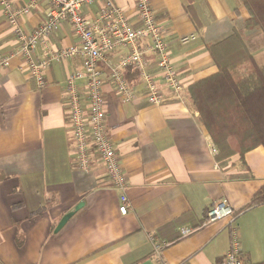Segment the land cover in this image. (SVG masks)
Instances as JSON below:
<instances>
[{"label":"crops","instance_id":"crops-1","mask_svg":"<svg viewBox=\"0 0 264 264\" xmlns=\"http://www.w3.org/2000/svg\"><path fill=\"white\" fill-rule=\"evenodd\" d=\"M30 1L11 0L17 9ZM114 1L138 27L135 0ZM104 3L83 6L81 17L95 21ZM150 3L184 90L177 96L166 87L154 57L146 54L147 70L166 100L150 103L143 79L129 66L122 72L135 98L124 101L109 78L108 62L100 61L106 131L127 176L125 215L119 211L121 191L104 166L95 161L86 172L77 165L65 81L82 69L83 57L53 63L45 71L47 85L39 88L24 68L15 28L0 4V54L12 55L10 65L0 67V264H222L235 227L242 264L264 262V203L243 210L264 185V147L243 159L239 154L219 159L187 94L188 86L218 71L207 44L221 42L235 29L244 30L249 51L264 67V32L246 29L250 13L242 0ZM50 8L49 0H38L20 16L19 26L33 31ZM78 43L72 24L64 22L48 47ZM141 44L144 49L148 40ZM128 52L119 46L107 59L116 63ZM47 53L39 45L35 57ZM217 201L233 214L210 221L208 210ZM183 228L193 231L184 236Z\"/></svg>","mask_w":264,"mask_h":264},{"label":"built area","instance_id":"built-area-1","mask_svg":"<svg viewBox=\"0 0 264 264\" xmlns=\"http://www.w3.org/2000/svg\"><path fill=\"white\" fill-rule=\"evenodd\" d=\"M37 1L31 0L28 5L17 9L11 0H0L4 14L13 24L20 43L17 52L25 59L24 68L33 75L39 88L47 85L45 71L53 63L76 56L83 57L82 69L73 71L65 81L77 165L86 172L91 170L95 161L104 166L112 186L121 191L119 211L125 215L130 209L126 193L127 176L122 169L115 145L106 131L107 111L100 61L108 62L109 78L124 101L135 98V91L129 86L122 72V69L131 66L139 72L145 83L148 101L161 105L166 100L165 93L147 70L146 54L154 57L160 79L166 87L177 96L184 90V83L170 58L164 29L155 19L150 0H135L140 23L138 27L134 26L124 9L114 0H105L95 21L82 18L81 10L83 6L98 0H49L51 8L46 19L33 31L25 32L18 24L19 18L29 13ZM64 22L72 24L79 43L52 50L48 47L49 38ZM142 39L148 40L144 49ZM188 39L189 37H184L182 41L186 42ZM39 45L46 46L48 53L36 58ZM119 46L128 47L129 52L116 63L108 60V54ZM11 56L0 54V67H8ZM213 151L218 153L216 147H213ZM232 214L233 210L221 201L215 202L207 213L210 221ZM192 231L183 228L181 234L185 236ZM222 264H242L240 233L237 227L232 230L231 246L223 256Z\"/></svg>","mask_w":264,"mask_h":264},{"label":"trees","instance_id":"trees-1","mask_svg":"<svg viewBox=\"0 0 264 264\" xmlns=\"http://www.w3.org/2000/svg\"><path fill=\"white\" fill-rule=\"evenodd\" d=\"M242 1L250 13L246 29L264 32V0ZM244 36V30L235 29L221 42L208 43L218 71L187 87L199 122L207 127L219 149V159L235 154L243 159L246 152L264 147V67L256 62ZM262 203L264 185L243 210Z\"/></svg>","mask_w":264,"mask_h":264},{"label":"water","instance_id":"water-1","mask_svg":"<svg viewBox=\"0 0 264 264\" xmlns=\"http://www.w3.org/2000/svg\"><path fill=\"white\" fill-rule=\"evenodd\" d=\"M78 208V207H77ZM73 214V212H70L68 214H66L62 219L61 221L59 222L58 226H57V229L61 228L65 222L71 217V215Z\"/></svg>","mask_w":264,"mask_h":264}]
</instances>
